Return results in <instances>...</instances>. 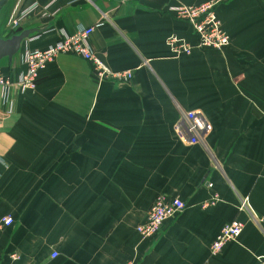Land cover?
I'll use <instances>...</instances> for the list:
<instances>
[{
    "label": "crops",
    "instance_id": "0c3cea01",
    "mask_svg": "<svg viewBox=\"0 0 264 264\" xmlns=\"http://www.w3.org/2000/svg\"><path fill=\"white\" fill-rule=\"evenodd\" d=\"M212 1L230 45L173 54L170 37L197 39L168 8ZM33 5L10 29L14 9ZM81 27H95L89 44L110 71L133 78L99 83L89 62L60 55L34 93L0 89V218L14 219L0 231V264H258L264 0H0L3 38L37 30L0 70L16 81L26 48L43 50ZM189 112L210 128L196 144L174 130ZM160 194L186 208L143 240L137 227ZM235 220L240 237L213 255L220 230Z\"/></svg>",
    "mask_w": 264,
    "mask_h": 264
},
{
    "label": "built area",
    "instance_id": "2783aa9c",
    "mask_svg": "<svg viewBox=\"0 0 264 264\" xmlns=\"http://www.w3.org/2000/svg\"><path fill=\"white\" fill-rule=\"evenodd\" d=\"M217 2H206L199 5H175L168 8L178 20L186 22L192 28L197 43L191 45L183 39L170 37L167 41L173 54L191 55L193 50H214L222 51L230 45V37L216 11ZM37 6L19 11L18 6L12 12L8 26L17 30L22 23L36 11ZM95 27H81L73 35L61 34L60 38L43 50H31L26 48L24 52V63L26 71L21 73L16 81L0 70V89L9 91L12 87H18L24 94L34 93L38 87V76L50 63L60 55H75L84 59L92 65L93 72L99 83L106 80L129 82L133 78L132 72L114 73L97 57L89 44V38L94 33ZM50 32H55L51 30ZM49 32V33H50ZM39 37H34L33 40ZM179 140L186 144L202 142L209 133V124L202 115L196 112L183 114L174 127ZM242 207H248L247 200L243 201ZM186 208L185 202L178 197H171L166 194L158 195L148 214L146 220L137 227V233L143 240L156 238L162 231L164 225L180 215ZM14 224L11 216L0 218V231ZM244 225L241 221H233L223 226L216 240L211 246L213 255L219 254L229 242L237 240L243 232ZM58 253H52V258H57ZM13 261L19 256L11 255ZM258 264H264V256L257 257ZM126 264H134L129 261Z\"/></svg>",
    "mask_w": 264,
    "mask_h": 264
},
{
    "label": "water",
    "instance_id": "95a60500",
    "mask_svg": "<svg viewBox=\"0 0 264 264\" xmlns=\"http://www.w3.org/2000/svg\"><path fill=\"white\" fill-rule=\"evenodd\" d=\"M37 30H25L9 38L0 35V64L4 60L11 62L19 54L22 44Z\"/></svg>",
    "mask_w": 264,
    "mask_h": 264
},
{
    "label": "trees",
    "instance_id": "16d2710c",
    "mask_svg": "<svg viewBox=\"0 0 264 264\" xmlns=\"http://www.w3.org/2000/svg\"><path fill=\"white\" fill-rule=\"evenodd\" d=\"M13 36V35H12ZM2 37V36H1Z\"/></svg>",
    "mask_w": 264,
    "mask_h": 264
}]
</instances>
